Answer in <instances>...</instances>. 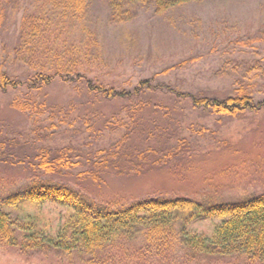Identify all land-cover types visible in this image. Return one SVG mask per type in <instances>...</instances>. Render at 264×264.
<instances>
[{
  "label": "rangeland",
  "instance_id": "rangeland-1",
  "mask_svg": "<svg viewBox=\"0 0 264 264\" xmlns=\"http://www.w3.org/2000/svg\"><path fill=\"white\" fill-rule=\"evenodd\" d=\"M108 1L85 0L80 19L67 24L58 37L59 23L51 27L55 43L41 37L34 46L58 50L63 46L73 53L76 71L118 91H132L141 80L154 78L156 84L182 94L222 98L245 92L255 103L264 101V0H203L162 15L149 6L136 9L132 19L121 24L110 21ZM31 2L20 0L17 12L7 16L0 28V70L17 80L34 71L13 53L19 43L20 18L24 9L33 11ZM77 87L55 82L41 91L0 92V198L35 179L68 185L112 210L145 199L220 204L264 192V107L257 114L218 116L156 92L139 112L130 137L126 130L130 123L124 128L118 121L130 120L123 109L130 110L128 105L134 103L100 101ZM26 95L45 101V113L13 107L14 100ZM126 134L128 152L130 146L135 150L132 160L136 154L147 158L146 172L137 176L125 165L121 173L108 167L98 184L92 182L89 159L96 162L97 152L114 147ZM64 147L80 157L74 159L80 165L68 172L46 176L17 163L40 149ZM125 160L130 165V157ZM81 172L87 177L78 179ZM46 208L24 207L12 215L22 220L27 213ZM211 230L208 222L190 227L199 235ZM189 255L177 249L169 264H252L238 257L201 256L188 262ZM160 258L152 264H165ZM0 264L83 263L76 254H23L15 247L0 246Z\"/></svg>",
  "mask_w": 264,
  "mask_h": 264
},
{
  "label": "trees",
  "instance_id": "trees-1",
  "mask_svg": "<svg viewBox=\"0 0 264 264\" xmlns=\"http://www.w3.org/2000/svg\"><path fill=\"white\" fill-rule=\"evenodd\" d=\"M33 11L24 9L20 18L19 43L13 49L15 58L27 63L33 74L17 80L0 70V92L41 91L55 82L76 84L77 88L97 96L100 101H128L130 120L118 121L130 137L135 130L139 112L145 108L149 96L156 92L187 101L196 110L218 116L236 117L244 113H259L264 101L255 103L252 97L240 92L234 96L216 97L182 94L170 87L158 85L154 78L141 80L132 91H118L93 82L76 71L72 52L63 46H34L41 37L57 41L51 27L59 29L57 37L67 24L78 21L83 14L85 0H31ZM203 0H109L110 21L121 24L132 19L134 11L152 6L157 15L189 3ZM20 0H0V28L7 16L16 13ZM48 45V44H47ZM49 62V65L46 63ZM87 94V95H88ZM26 95L16 99L13 107L35 115L45 113V101ZM108 121H106L107 123ZM123 123V124H122ZM128 134L107 151L96 153V162L88 176L98 184L108 167L120 173L123 165L137 176L143 175L142 154L126 146ZM131 141V140H130ZM181 142V141H180ZM3 147V145H1ZM99 156H106L102 161ZM130 157V165L125 160ZM79 153L71 147L57 151L40 149L30 159L21 157L17 163L31 172L51 176L73 170L80 165ZM140 163V165L138 164ZM97 167L99 169H97ZM87 177L79 173L78 179ZM47 206L46 209L26 214L22 220L12 213L24 207ZM197 222L212 225L209 235L194 234L190 227ZM0 246L15 247L23 254L29 252H57L76 254L83 264H152L153 259H164L169 264L177 249L187 251L190 262L198 257L244 258L252 264H264V192L244 201L210 204L189 199H145L129 206L112 210L97 204L78 190L65 184H54L35 179L0 198ZM115 251V252H114ZM191 256V257H190Z\"/></svg>",
  "mask_w": 264,
  "mask_h": 264
}]
</instances>
